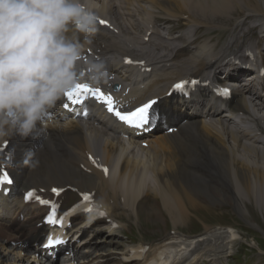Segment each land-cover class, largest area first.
<instances>
[{"label":"bare ground","instance_id":"obj_1","mask_svg":"<svg viewBox=\"0 0 264 264\" xmlns=\"http://www.w3.org/2000/svg\"><path fill=\"white\" fill-rule=\"evenodd\" d=\"M89 3L99 15L112 21L114 30L98 27L94 36L85 38L79 35L84 54L90 48L99 57L112 58L107 64L114 81L109 80L107 85L111 82L122 85L124 89L119 97L124 105L131 107L148 98L164 95L172 81L181 77L205 79L208 73L216 82L225 83V79L213 75L214 68L221 63L228 66L236 47L241 48L240 45L247 43L251 36L255 38L256 32L263 35L254 47L264 48V0H89ZM136 4L141 12L150 11L152 15L151 19L145 20L147 27L138 29L136 25L124 24L136 19L138 13L133 10L137 9ZM184 19L188 22V32L173 37V31L168 27L169 36L160 35L166 24L180 25ZM250 20L255 23L251 24ZM149 31L154 35L150 42L137 48L136 43H141L140 35L144 32V38ZM228 35H232L234 40L230 38L233 41H227ZM249 50L251 48H246L244 52L250 53ZM241 56L244 57V53ZM127 57L145 60L146 65L138 70L155 66L162 71L161 77L159 74V77L145 80L146 75L142 74L144 84L139 85L138 81H133L135 68L128 69L123 63ZM174 60L175 63H170ZM171 65L178 70L166 71V67ZM233 74L230 72L229 76ZM229 79L230 82L236 81L232 80L233 77ZM126 90L129 93L125 94ZM200 92L197 91L198 96L206 100L209 88L201 87ZM167 98L162 99L158 113L169 118V128L176 127L177 122L183 124L172 134L162 133L152 140L144 138L149 142V148H141V142L134 137L126 144L122 126L106 116L101 107L97 106L92 111L78 108L69 111L64 108L62 99L49 110L38 138L28 137L22 141L17 140L19 135L0 138V145L9 141V148L14 149L12 162H6L4 155H0V166L7 163L15 178L11 193L0 195V237L6 226L9 231L14 230L11 239H6L8 245L0 243V264L8 248H13L12 252L14 248L18 249L17 253L14 252V264H25V261L27 264H46L42 262L38 248H34L39 247L42 238L49 233L42 223L47 210L25 204L23 200L24 193L32 188L69 187L76 188L78 193L92 192L107 210L106 219L116 218L120 209L128 212L126 218L134 214L140 217L142 212L147 217L158 215L153 201H140L153 162H162L154 167V177L162 207L178 227L175 229L186 224L190 212L196 213L211 204L231 201L234 210L242 217L247 212L246 203L254 201L257 207L263 208L264 85L258 79L251 84L238 82L229 101L212 103L206 100L204 109L203 101L197 100L193 113L179 112L180 101L171 102ZM183 103L192 105L191 101ZM223 105L228 109L226 114L223 113ZM258 113L262 116L259 117ZM251 122L256 127L251 126ZM89 154L102 158L106 165L111 166L108 177L90 165ZM147 155L150 161H139ZM84 165L91 172L85 171ZM29 207L31 211L23 219L21 214ZM63 207L67 209L69 204L64 203ZM12 210H16V216L8 213ZM77 216H72L74 226L68 229V233L81 235L90 248H100V238L104 240L105 229L110 232L108 236H113L111 232L116 230L113 224H118L115 219L110 223L105 219L92 223L89 217L85 221V218L78 220ZM118 229L124 231L120 222ZM94 231L97 235L91 237ZM2 237L0 242H4ZM233 239L234 233L230 236V240ZM144 247L140 244L128 251L130 264H166L178 251L176 247L182 248L183 245L177 246L169 241L155 246L146 254L142 252ZM72 252L76 258L78 251L74 248ZM33 253L35 258L30 255ZM107 255L112 254L96 253L97 260L89 262L107 264L112 259ZM200 262L209 263L203 259ZM196 263L199 264L198 260Z\"/></svg>","mask_w":264,"mask_h":264},{"label":"clouds","instance_id":"obj_2","mask_svg":"<svg viewBox=\"0 0 264 264\" xmlns=\"http://www.w3.org/2000/svg\"><path fill=\"white\" fill-rule=\"evenodd\" d=\"M99 21L89 0H0V138H38L66 93L109 83L107 61L86 60L79 39Z\"/></svg>","mask_w":264,"mask_h":264},{"label":"rangeland","instance_id":"obj_3","mask_svg":"<svg viewBox=\"0 0 264 264\" xmlns=\"http://www.w3.org/2000/svg\"><path fill=\"white\" fill-rule=\"evenodd\" d=\"M136 1L138 2L140 0H136ZM136 6H137V9H133L135 10L134 12L138 13L136 14V19L134 21L124 22V24L129 25L130 27L136 25V28L138 29L147 27V25L145 24V20L152 18L150 11H147V13L145 11L141 12L139 9V5L136 4ZM251 23H255V22L251 21ZM185 24L188 25V22H186ZM166 25H168L167 27L165 26L166 29L170 27L173 31L174 29L180 27L181 23L180 25H178V23L170 22L169 24H166ZM184 31H185V25H182L179 28V32L183 33ZM201 33L203 34L204 30H202ZM141 35L143 36L144 33ZM259 35L261 34L258 33V36ZM251 38H254V37L251 36L248 39L250 40ZM257 42L255 44H257ZM139 161L141 162L150 161V156L147 155L144 158V160H139ZM160 163H157V164H160ZM157 164L154 162L151 163V166H150L151 174L149 178L147 179L146 184L141 192L140 201L142 202L143 201H147V202L153 201L155 203V210H157L158 215L155 214L151 216L150 219L146 221L143 220L140 223L137 222V220L129 221V224L134 223L135 225L133 226L134 230L132 232L134 240H132L131 238L127 237L124 234L123 235L121 234L119 235V237L114 238L112 240H110V238H107V240H109V242L112 241V243L108 244L109 242H103L102 248L95 250V251H91V256L88 258L95 259L96 252L108 253V254H112L110 256L107 255L108 257H111L112 259L107 264H119L120 259L122 257L121 255L122 253H124V250L126 248H129L130 246H137V243L139 242V239H141L142 234L147 235L146 242H150V243L154 242V243H151L152 245L159 243L160 241L165 239L167 235H171L170 230L174 229V224L170 216L165 212L164 208L162 207V204L160 201L161 196L158 192V184L154 177V167ZM74 197H76V195ZM229 202L223 203V204L207 205L206 207L201 208L196 213L190 212L189 214L190 217L187 221V224L184 227H181L180 230L177 231L178 232L177 235H181L180 236L181 240H183V242L186 243V245H189L192 240L195 241L193 248L196 247L195 248L196 250H198L197 246L201 245V249L199 251L201 252L202 255L204 253L213 255L214 253L210 251L220 248L221 250H226L228 255L232 254L233 252L238 251L240 255H237V257L235 258L236 264H264V256L260 255L258 257L259 250L264 251V238L262 237V234L264 235V202L262 203L263 208L257 207L254 201L250 203H246L247 210L249 211L250 215L247 214L248 213L247 211L246 212L247 216H245L244 218L239 216L237 212L234 211L233 203L231 201ZM159 207H162V208H159ZM122 211L120 209L117 212V214L120 213L121 216H124V218H126V216L128 215L127 214L128 212L125 211L124 209ZM142 217L143 216H141V218ZM130 218L132 217H129L126 219H130ZM145 218L147 219V216ZM245 218H248V221H246ZM259 222L262 224V227H260ZM206 227L211 228L210 232H207L206 234H204L202 237L199 238V236L205 231ZM261 228L263 232L261 231ZM120 231L124 233L122 229ZM232 233L235 234L236 239L233 242H230L229 237H230V234ZM3 234L11 235V230L9 231V227L7 226L5 227L3 233L1 234V237ZM104 237L106 238V235ZM2 238L4 242H0V243L4 245H8L6 244V239L8 241V237L5 238V236H3ZM10 239L11 238H9V240ZM199 240H203V241L200 243L198 242ZM103 241H105V239ZM228 242H230L229 246H228ZM158 245H161V244L159 243ZM87 247L88 246L86 245L85 248ZM87 250L88 249L80 250V252H82L85 257L81 255V257H79L80 259L79 258L77 259V262L74 261V262H68V263L69 264L70 263L83 264V262H87L86 255L89 253V252L87 253ZM262 251H260V253ZM29 252H32V250H29ZM14 254H10L9 256L13 259ZM245 254H247L246 259H244ZM15 260L16 259H14V261H11V260L6 259L4 260L3 264H9V263L14 264L13 262H15ZM230 260L231 259H227L226 264H231ZM206 261L207 260H205V262ZM25 264H27L26 261H25ZM84 264H92V262L84 263ZM214 264H219V263L216 262Z\"/></svg>","mask_w":264,"mask_h":264},{"label":"snow or ice","instance_id":"obj_4","mask_svg":"<svg viewBox=\"0 0 264 264\" xmlns=\"http://www.w3.org/2000/svg\"><path fill=\"white\" fill-rule=\"evenodd\" d=\"M99 23L105 24L106 21L100 20ZM126 63H133L131 59H126ZM186 86V82H180L177 83L174 87L176 89H184ZM222 94H228V89H222ZM83 98H94V100L99 101L101 104L106 105L107 110L110 113H113L119 120L127 123L130 126L141 128L147 125L150 122V110L153 108V106L157 103L156 100H149L145 102L143 105L136 107L134 110H125L121 111L119 110L116 101L110 94H106L103 92L100 88L92 87L88 84H78L75 89L72 91H69L65 94V98L70 101L71 103H83ZM64 107H69V104H64ZM95 162V161H94ZM105 172H107V169H104ZM12 179L7 173V171H4L2 174H0V185L4 184H11ZM52 192L56 195H59L61 190L58 188H53ZM27 199L36 198L39 200L40 203L45 205H51V213L48 215L47 220L51 224H63V221L58 219L57 217V205L54 204L52 201L44 200L38 196H36V193L34 191H29L26 194ZM91 200V197L88 194L83 195V201L89 202ZM94 209L88 208L86 211L91 213ZM103 214V213H101ZM63 240L60 239H48V246H54L55 244L63 243Z\"/></svg>","mask_w":264,"mask_h":264}]
</instances>
